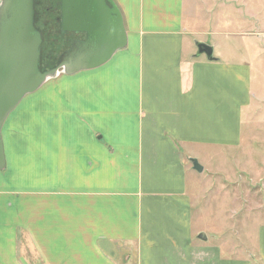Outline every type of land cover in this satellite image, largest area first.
I'll return each instance as SVG.
<instances>
[{"label": "crops", "instance_id": "0c3cea01", "mask_svg": "<svg viewBox=\"0 0 264 264\" xmlns=\"http://www.w3.org/2000/svg\"><path fill=\"white\" fill-rule=\"evenodd\" d=\"M114 1L127 48L43 85L3 126L0 264H264V229L228 252L198 238L188 184L190 158L238 146L241 111L257 95L253 64L234 60L264 61V38L231 13L249 9ZM198 35L216 61L195 56Z\"/></svg>", "mask_w": 264, "mask_h": 264}, {"label": "rangeland", "instance_id": "374dc122", "mask_svg": "<svg viewBox=\"0 0 264 264\" xmlns=\"http://www.w3.org/2000/svg\"><path fill=\"white\" fill-rule=\"evenodd\" d=\"M40 1L42 16L37 26L44 31L43 67L49 70L57 65L60 55L70 43H65L59 35L57 17L60 14V0ZM238 5L241 9H249V13L243 12L242 16L232 10V15L240 19L238 23H243V19L252 22L256 27L255 34L264 38V0H241ZM225 11L230 10L225 7ZM191 38L194 45L200 41V35ZM249 48L252 49L250 44ZM244 58L254 66L253 90L257 95L252 106L241 111L238 146L202 149V154L197 158L204 167L202 173L195 171L188 161V168L192 169L194 175L188 180L194 203V231L200 229L213 242L223 245L224 251H227L225 245H236V239L245 238L251 245L250 237L255 235L256 238L257 232L264 229V61L256 52L234 55V60ZM65 76L68 75L60 74L47 83L59 81Z\"/></svg>", "mask_w": 264, "mask_h": 264}, {"label": "water", "instance_id": "95a60500", "mask_svg": "<svg viewBox=\"0 0 264 264\" xmlns=\"http://www.w3.org/2000/svg\"><path fill=\"white\" fill-rule=\"evenodd\" d=\"M36 0H0V170L6 167L2 129L21 101L60 74L72 76L99 68L127 48L128 37L121 10L114 0H61L60 34L85 35L59 57L49 70L43 67L44 38L37 26ZM196 57L216 61L214 47L195 42ZM198 173L204 167L190 158ZM207 241V235H198Z\"/></svg>", "mask_w": 264, "mask_h": 264}, {"label": "flooded vegetation", "instance_id": "af4514ba", "mask_svg": "<svg viewBox=\"0 0 264 264\" xmlns=\"http://www.w3.org/2000/svg\"><path fill=\"white\" fill-rule=\"evenodd\" d=\"M41 5H42V2L40 0H36V10H37V13L39 15V18H41V16H42L41 13H40ZM60 15H61V0H60V14H59V17H57V20L59 21V35H60L61 39L65 40V43L66 42L70 43L69 47H68V49H70V47H71V45L73 44L74 41H76V40H85L86 36L83 35V34H76V33H66L65 35H61L60 34ZM74 35H76V36H74ZM72 38H74L75 40H72ZM68 49H66V50H68Z\"/></svg>", "mask_w": 264, "mask_h": 264}, {"label": "trees", "instance_id": "16d2710c", "mask_svg": "<svg viewBox=\"0 0 264 264\" xmlns=\"http://www.w3.org/2000/svg\"><path fill=\"white\" fill-rule=\"evenodd\" d=\"M39 15H38V21H39ZM41 29V28H40ZM41 32H42V35H43V38H44V31L41 29ZM44 41H45V38H44ZM43 51H44V44H43ZM42 61H43V63H44V60H43V54H42ZM54 65V64H53ZM48 67H50V66H48ZM48 67H46V69H49ZM51 67H53V66H51ZM50 67V68H51Z\"/></svg>", "mask_w": 264, "mask_h": 264}]
</instances>
